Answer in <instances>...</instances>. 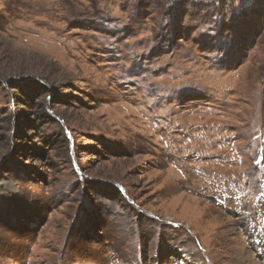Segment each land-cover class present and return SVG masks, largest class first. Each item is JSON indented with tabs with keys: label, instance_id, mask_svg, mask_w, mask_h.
I'll return each mask as SVG.
<instances>
[{
	"label": "rangeland",
	"instance_id": "obj_1",
	"mask_svg": "<svg viewBox=\"0 0 264 264\" xmlns=\"http://www.w3.org/2000/svg\"><path fill=\"white\" fill-rule=\"evenodd\" d=\"M263 258L264 0H0V264Z\"/></svg>",
	"mask_w": 264,
	"mask_h": 264
},
{
	"label": "trees",
	"instance_id": "obj_2",
	"mask_svg": "<svg viewBox=\"0 0 264 264\" xmlns=\"http://www.w3.org/2000/svg\"><path fill=\"white\" fill-rule=\"evenodd\" d=\"M40 88H41V94L45 91V88L44 87H42V86H39ZM39 92V91H38Z\"/></svg>",
	"mask_w": 264,
	"mask_h": 264
},
{
	"label": "bare ground",
	"instance_id": "obj_3",
	"mask_svg": "<svg viewBox=\"0 0 264 264\" xmlns=\"http://www.w3.org/2000/svg\"><path fill=\"white\" fill-rule=\"evenodd\" d=\"M262 262L264 263V258L262 259ZM257 264H261V263H258V261L256 262Z\"/></svg>",
	"mask_w": 264,
	"mask_h": 264
}]
</instances>
